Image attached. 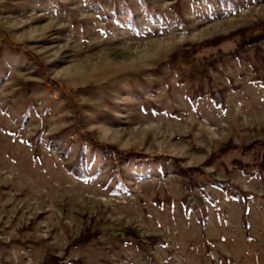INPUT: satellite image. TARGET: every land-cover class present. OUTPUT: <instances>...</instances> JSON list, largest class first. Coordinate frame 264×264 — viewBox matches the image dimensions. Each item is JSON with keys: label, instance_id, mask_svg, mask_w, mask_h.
<instances>
[{"label": "rangeland", "instance_id": "374dc122", "mask_svg": "<svg viewBox=\"0 0 264 264\" xmlns=\"http://www.w3.org/2000/svg\"><path fill=\"white\" fill-rule=\"evenodd\" d=\"M0 264H264V0H0Z\"/></svg>", "mask_w": 264, "mask_h": 264}, {"label": "trees", "instance_id": "16d2710c", "mask_svg": "<svg viewBox=\"0 0 264 264\" xmlns=\"http://www.w3.org/2000/svg\"><path fill=\"white\" fill-rule=\"evenodd\" d=\"M131 16V15H129ZM48 85V87L52 88V89H59V90H63V87L61 86V84H59L58 82L48 79L46 82V86ZM214 98L216 99V101H221L222 97L219 93H215ZM83 136L85 141L87 142V144H91L93 147H95L96 149H98L102 155V159L104 160L105 163L107 164H112L116 167H120L123 163H125L126 161L128 162L131 158H134V160L140 164V165H148L151 164L153 162H155V160H158L159 162H164L166 159H160L158 157L160 156H152L151 155H147L141 152H133L130 150H122L119 149L118 147H116L113 144H107V143H103L100 142L96 139V137H94L92 134H89L88 132L84 131L80 126L78 127V130H76L75 134L72 133L71 137L73 140H77L79 138V136ZM80 161L84 160L83 155L80 157L79 159ZM81 167H84V163H81ZM217 186H219L220 188H222L225 191H234L236 193V196L240 197V198H246L247 194L244 193L243 191H240L239 188L236 187H232L229 184H224V183H216ZM203 190V189H202ZM162 241L160 240H156L155 243H146L144 244L146 247L149 246H154L155 244H161Z\"/></svg>", "mask_w": 264, "mask_h": 264}]
</instances>
